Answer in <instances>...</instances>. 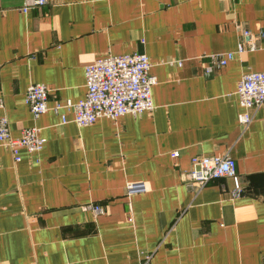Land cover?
<instances>
[{
    "label": "crops",
    "instance_id": "1",
    "mask_svg": "<svg viewBox=\"0 0 264 264\" xmlns=\"http://www.w3.org/2000/svg\"><path fill=\"white\" fill-rule=\"evenodd\" d=\"M23 3L0 0V117L12 137L36 127L46 143L18 161L0 147V264H264V108L245 130L237 94L264 71V0ZM238 24L258 48L206 74L207 55L237 50ZM134 52L157 79L151 111L82 127L26 103L32 83L48 85L50 107L77 102L87 64ZM226 152L240 191L231 177L186 186L193 157ZM129 181L150 190L128 197Z\"/></svg>",
    "mask_w": 264,
    "mask_h": 264
},
{
    "label": "built area",
    "instance_id": "2",
    "mask_svg": "<svg viewBox=\"0 0 264 264\" xmlns=\"http://www.w3.org/2000/svg\"><path fill=\"white\" fill-rule=\"evenodd\" d=\"M49 0H24L21 10L28 12L36 7L47 5ZM240 42L236 51L207 55L210 59L205 66V73L212 74L217 68L226 66L236 54L254 51L258 48V39L262 36L238 24ZM182 65L181 61H178ZM152 63L147 54L134 52L122 55H104L97 57L85 66L86 94L77 102L57 101L49 106L50 89L44 83H32L26 91V103L34 117L52 109L55 113L62 110L72 113V120L79 126L93 125L100 118L116 120L125 115H141L155 108L152 99V87L157 79L150 73ZM237 94L243 111L239 122L246 130L254 121L256 114L264 108V71L245 73L238 83ZM62 124L70 121L66 113L61 114ZM46 139L36 127L22 130L19 137H12L8 130V119L0 117V147L6 145L20 160V147L31 152L43 149ZM179 156V152H174ZM1 169V164H0ZM221 177H231L235 189L240 191V178L235 159L226 152L223 155H197L191 160V168L186 172V186L198 192L208 182ZM150 190L146 181H129L126 183L125 194L128 197L143 194ZM96 214H103L99 204H93Z\"/></svg>",
    "mask_w": 264,
    "mask_h": 264
},
{
    "label": "bare ground",
    "instance_id": "3",
    "mask_svg": "<svg viewBox=\"0 0 264 264\" xmlns=\"http://www.w3.org/2000/svg\"><path fill=\"white\" fill-rule=\"evenodd\" d=\"M155 106V105H154ZM177 152V151H176Z\"/></svg>",
    "mask_w": 264,
    "mask_h": 264
}]
</instances>
